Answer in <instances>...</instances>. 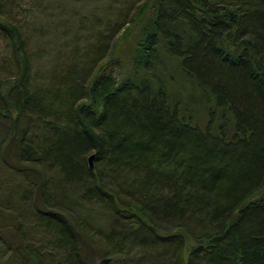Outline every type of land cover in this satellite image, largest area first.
<instances>
[{
	"label": "trees",
	"instance_id": "obj_1",
	"mask_svg": "<svg viewBox=\"0 0 264 264\" xmlns=\"http://www.w3.org/2000/svg\"><path fill=\"white\" fill-rule=\"evenodd\" d=\"M138 17L118 33L140 24L129 59L109 23L50 78L0 22L1 212L23 263L95 264L89 243L100 264H264V0H145Z\"/></svg>",
	"mask_w": 264,
	"mask_h": 264
},
{
	"label": "rangeland",
	"instance_id": "obj_2",
	"mask_svg": "<svg viewBox=\"0 0 264 264\" xmlns=\"http://www.w3.org/2000/svg\"><path fill=\"white\" fill-rule=\"evenodd\" d=\"M144 1L1 0L0 9L2 18L0 17V22L3 24L11 23L21 29L24 38L28 40L26 41V47L29 54L34 57L37 56L38 60L40 59L36 73L41 77L42 75H46L50 78L52 70L58 69V64H61V61L68 58V49L78 47L80 50H83L88 45L90 38L95 36V32L103 30L109 23L111 27L115 25L114 31L118 34L125 24L129 21L131 22L132 19H142V17H138V13ZM139 26L140 24L136 20L135 24L130 25L129 23L126 30L120 36L118 34L119 45L118 47L115 46V48L117 47L116 52L120 54L124 52L122 54L126 59L131 57V54L129 55V47L130 49L131 46L134 47V43L136 42L128 40L139 36ZM121 36H124L122 42H120ZM114 39L115 36L111 40L113 41ZM124 43L126 44L123 45ZM9 44L3 32H0V86L2 88L7 87V94L14 84V80L11 77L16 75L11 69L13 62ZM108 69L111 73L119 72L113 66ZM7 94L2 92V96L6 97V100ZM3 119H6L5 116ZM0 122H3V125L8 124L4 120H0ZM5 179L8 180L9 178L6 177ZM3 180L4 177L0 175V183ZM1 198L2 196H0V242L4 241L1 243L6 244L7 241L11 249L9 247L5 249L0 245V264H25L20 253L22 248L19 245L21 242L15 237L16 234L13 230L15 224L9 217L11 213L1 212L3 211V207H5ZM91 208L88 209L89 213H83L82 222L97 233L104 234L108 227L105 224L104 217L108 215L104 211ZM20 209L22 212L18 216L25 215V210L23 208ZM87 246H89L88 254L92 256L94 263L100 264L104 255L103 252H99L98 248L93 247L89 243Z\"/></svg>",
	"mask_w": 264,
	"mask_h": 264
},
{
	"label": "water",
	"instance_id": "obj_3",
	"mask_svg": "<svg viewBox=\"0 0 264 264\" xmlns=\"http://www.w3.org/2000/svg\"><path fill=\"white\" fill-rule=\"evenodd\" d=\"M95 159H96V155L95 154L92 155L89 158V162H90V165H91L92 170H95V168H96Z\"/></svg>",
	"mask_w": 264,
	"mask_h": 264
},
{
	"label": "bare ground",
	"instance_id": "obj_4",
	"mask_svg": "<svg viewBox=\"0 0 264 264\" xmlns=\"http://www.w3.org/2000/svg\"><path fill=\"white\" fill-rule=\"evenodd\" d=\"M106 72H107V71H106ZM92 155H94V154H92ZM92 155H90V157H91ZM90 157H89V158H90ZM96 160H97V159H95V164H96ZM89 163H90V162H89ZM87 164H88V163H87ZM90 166H91V165H90ZM95 170H96V168H95Z\"/></svg>",
	"mask_w": 264,
	"mask_h": 264
}]
</instances>
